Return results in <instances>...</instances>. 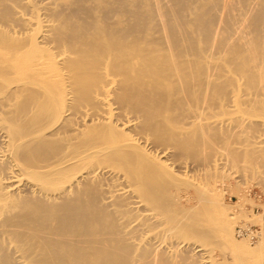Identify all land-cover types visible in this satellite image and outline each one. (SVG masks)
Returning <instances> with one entry per match:
<instances>
[{"label":"bare ground","instance_id":"obj_1","mask_svg":"<svg viewBox=\"0 0 264 264\" xmlns=\"http://www.w3.org/2000/svg\"><path fill=\"white\" fill-rule=\"evenodd\" d=\"M70 1L71 5H67H75V10L72 7L68 13H83V18L75 16L77 21L73 20V15L72 19L58 9L62 14H53L48 8L51 3H47L49 14L56 16L53 21L43 16L42 5L24 0L21 10L30 12L26 19L14 9L17 0H0V22L4 23L0 25V165L8 166L4 168L7 175L0 169V175H6V181L0 176V264H152L150 257L139 252L138 245L132 246L125 242L126 236L124 240L116 233H130L128 229L121 231L118 221L123 218L125 227V213L139 207L155 213L152 217L157 215L155 218L165 224L178 244L198 239L209 246L210 254L216 231L207 228V219L213 216L210 207L214 202L202 186H194L193 198L205 220L184 209L178 203L184 196L173 191L185 183L166 164L168 161L160 159L164 150L156 149L161 143L166 148L172 144L190 154L196 146L206 148L209 133L215 138L221 136L220 128L231 133L235 132L233 128L241 132L252 126L264 129V0L254 2L262 6H255V10L247 7L243 11L238 4L240 12H235L238 0H222L221 5L231 6L224 12L231 9L237 13L233 16V12L232 18L227 15L235 22L230 30L233 33L228 27L227 31L237 41H231L228 33V38H218V24L223 28L226 23L208 12L204 5L210 3L204 1L209 0H199L204 2L200 9L188 8V3L195 0H155L145 3L143 9L135 4L129 19L114 22L110 14L118 12L123 16L130 5L126 7L121 0L116 4L96 0L99 7H86L82 1L87 0ZM96 8L101 13L93 15L101 17L100 24L94 23L96 19L90 15L96 13ZM13 10L25 24L22 30H18L22 25L18 26V32L17 25L8 28L13 20L22 19L11 20ZM153 18L154 24L150 22ZM89 26L93 28V35L88 31L90 40L85 38ZM143 32L152 37L143 39ZM145 39L156 46L143 45ZM185 102L190 109L183 108ZM185 108L195 113H190V119L195 115L192 127L190 123L185 126L189 122L186 120L181 121L184 127L179 126L185 117L182 113L189 114ZM243 133L237 135L240 141L246 137ZM214 137L211 138L216 141ZM230 137L227 134L219 140L226 144ZM167 141L171 143L166 145ZM227 149L234 160L241 157L236 147ZM204 158L209 160L210 156ZM110 186L120 189H109ZM21 187L30 197L23 195ZM108 208L111 216L120 217L109 218L104 213ZM105 215L110 226L106 225ZM93 223L104 225L92 233L98 232L97 236L105 226L118 228L114 234L111 229L107 231L114 235L109 234L110 246L106 230L101 234L105 244L100 243V238L93 246L87 245L85 235L92 239L87 230L88 225L94 228ZM220 231L228 234L225 223ZM97 242L103 245L96 246ZM215 248L226 249L220 245ZM155 256L154 260L162 257Z\"/></svg>","mask_w":264,"mask_h":264},{"label":"rangeland","instance_id":"obj_2","mask_svg":"<svg viewBox=\"0 0 264 264\" xmlns=\"http://www.w3.org/2000/svg\"><path fill=\"white\" fill-rule=\"evenodd\" d=\"M34 1L37 2V4L39 6L42 5L40 7L45 8L42 11L45 13V15H43V16L45 17L46 15H48V16H46L47 19H50V17H51V20H53V21L55 20L56 16L52 15L53 16L52 17L51 14H49V12H51L53 14L61 13V12H57L56 9H58V11L62 10V12H64L63 15L70 16V17L73 15L72 17L74 19L72 17L71 18L73 20H76V21H77V19L83 18V16H85L83 13H74L73 10H75V8H74L75 5L74 6L73 5L72 6L67 5L69 3L71 5L70 0H56V1L55 0H38V1L34 0ZM51 1H53V2H51ZM110 1L113 2V4H116L115 1H117V3H118L120 0H110ZM136 1L139 4L136 3ZM139 1H142L143 3L139 2ZM192 1H194V0H192ZM195 1L196 2H194L193 4L188 3L189 4L188 8L189 9H193V8L200 9V8H202V6H203L202 4H204V2L210 3V4L205 3L206 5H204L205 7H207L208 12L211 15H214L217 18V21L218 20H219V22L225 21V23H226L225 26L223 25V28H221L222 27L221 23H220L221 25L218 24V26H220V27H217L219 29L218 35H217L218 38H222V37L224 38V37H227L229 35L230 37L233 38V40L230 39L231 41H234V40L237 41V39L235 37H233L234 35L231 34V33H233V31L232 32L230 31L232 29V25L235 23L234 21H230V20H232L231 18L237 14L235 12L242 11V10L239 11L240 8L245 9L243 11H246L247 7H248L247 9L252 8L250 10H253L255 8V6L258 5V3H254V2H263L262 0L261 1L260 0H258V1L257 0H252V1L249 0L250 2H248L247 5H245L248 0L245 3L241 2L239 0H238L239 2L237 1L238 2L237 3V2H235L236 0H233L235 3L232 1L230 3H234L236 5V10H238V11H236V10H235V12L233 11L235 13L234 14L233 12L230 11L231 10L230 9L229 12H231V13L228 14L229 12L226 13L227 12L226 9L231 8V6L228 5V7L226 8L224 5H221V2H222V4L224 3V1H222V0H220V2H219V0H211L212 2L210 0H209L210 2L209 1H204L202 3L200 2L201 3L200 7H197L200 4L199 0H195ZM216 1H218V3H216ZM54 2H57V3H54ZM62 2H64L65 4L63 3V5H62ZM83 2H85V3H83ZM96 2H98V3H96ZM120 2H122V3L124 2L126 7L128 5H130V6H128L129 9H128V11L126 9L127 13L126 12H124L125 14L122 13V14H124L123 16L121 14L120 15L116 14L118 12H115V13L112 12L110 14V18H111L110 20H112L111 22H114L115 20H121V21L127 20L131 17L129 15H131V10L133 9V6L135 4L139 5V8L142 7L140 9H143L144 8L143 6L146 5L145 3H151V2L155 3V0H121ZM189 2H191V0H189ZM10 3H12V2L10 1ZM47 3L48 4L53 3V5L55 4V7L52 6L51 4L48 5ZM82 3L84 5H86V7L89 5H90V7H92L94 5L96 6L97 4H99V1L87 0V1H82ZM93 3H96V4H93ZM251 3H253L254 7ZM7 4H9V2ZM16 4L17 5L10 4V6L11 5L17 6V7H14V9H16L17 12L18 11L22 12L21 9H23V8H21L20 5L23 6L24 0H17ZM91 4H93V5H91ZM238 4H239V6L241 5L240 8H238ZM262 4H264V2L261 3V5ZM46 5H48L49 7ZM65 5L69 6L70 9H68L67 6H65ZM250 5H251V7H250ZM261 5H258L255 9H259V8L261 9L262 8ZM50 6H52V7H50ZM47 7L52 9V10L55 9L56 11L55 12L52 10L49 11V9H47ZM232 7L235 8L234 5ZM2 8H3L2 3H0V11H2ZM61 8H63L64 11ZM71 8L73 9L72 12L68 13V10L71 11ZM94 8L95 7L91 8L90 10H92ZM211 8H213V10H211ZM223 8H225V9H223ZM65 10H67V12ZM16 11L13 10L14 13L12 12L11 17H13V16L14 17L13 18L10 17L11 20H13L15 17H17L16 19H20V18H22V16L26 19H28L27 17H30L29 16L30 12L28 9L26 11L23 10L24 12L21 13L22 16L18 15L19 13L18 14L15 13ZM27 11H28V13H26ZM97 11L100 12V8H96L95 12L97 13ZM211 11H213V12H211ZM224 11H226V12H224ZM223 12H224V14H223ZM262 12H264V8H262ZM23 13L25 15H23ZM90 13H91V11H90ZM96 13L93 12L90 15L96 19V16L100 15L99 13H97V14ZM216 13H218L217 16H216ZM232 13L234 14L233 16H231ZM0 14H1V12H0ZM93 14H95L96 16ZM227 15H229L231 18ZM250 15H248V17ZM75 16L77 17V19H75ZM242 17L244 18V16H242ZM125 18H127V19H125ZM7 20L10 21V19H7ZM96 20L100 21L102 19H101V17L99 19L97 17ZM96 20L94 21V23H96V24L101 23V21L97 22ZM8 21H5V22H8ZM19 21L21 22L20 24H19ZM19 21L17 22V20H15V21L13 20V24L9 25L8 28L15 27L13 25H17V27H15V29L17 30V28H19L18 26L19 25L21 26L22 23H23V25H25L24 22H22L23 18L20 19ZM150 22L152 24L156 23L154 18H153V20H150ZM0 23H1L0 25L4 24V23H2V21ZM8 23H5L6 25H3V26L4 27L7 26ZM15 23H18V24H15ZM23 25L18 30H22L21 28L23 27ZM92 26H89L91 28L87 29V31L85 32L87 35L85 34L86 37L84 36L85 38H87L89 40H90V38H88V35L91 33L93 35ZM224 27H226V28H224ZM227 27L229 28V30ZM11 29H14V28H11ZM223 29L226 30V32ZM18 30L16 32H18ZM227 30L230 31L231 33L228 32ZM88 31H91V32L89 33ZM20 32H22V31H20ZM226 33H228V35ZM92 35L90 37H92ZM148 35H150V34L146 33V32H143L141 34L143 39L148 38L149 37ZM151 37H152V34L150 35V37L148 39H150ZM236 37H237V34H236ZM148 39L147 40L145 39L146 41L143 40V43H144L143 45H145V46H156L155 43H153V44L147 43V41L150 42V40H148ZM100 40L101 39H99V41ZM207 51L211 52V50H207ZM113 105H116V104H113ZM184 106L187 109L189 108L188 106H186V102L183 105V108H184ZM187 109H186V113L187 114L189 113L188 115H186V114L184 115V113H182V112L181 113L183 115L180 114V116L181 115L185 116V117L187 116L186 118L184 117L185 119L183 118L182 120L179 121V126H181V127H184V124L181 121H184V122H185V120H186V122L189 121V122H187V124L185 123V126L189 127V126H191L192 121L194 120L195 115H193V117L191 115L192 121L190 119V113H193V111H190ZM81 110H84V108H81ZM193 114H195V113H193ZM188 123H190L189 126H188ZM168 127L171 128L173 126L169 125ZM218 129H219V127L216 130H218ZM175 130H181V129L176 128ZM232 130H234L235 132L231 133V132L227 131L225 128H220L218 131L222 132L223 134L221 136H219L218 138H215L213 135H210L212 133H209L208 131H206L207 133H209V135L211 137H214V139H216L217 142L214 141L213 138H211L209 135L205 134V135H207L206 140H208L206 144L208 147H211V148L209 149L207 146H206V148H203L204 145H201L199 147L196 146L195 152L192 151L190 153L191 155L188 154V151L187 152H185V150L182 151L183 149H180L181 147L176 146V148H174L172 146V144H170L171 146L168 145V147L166 148V146H164V145L161 146V144H165V143H161L160 146L157 147V149H156V150L159 149L160 151L164 150L165 154L163 156L161 154L162 157H160V155H159L160 159L168 161L166 164L169 165V167L185 183V184H182L181 186H179L177 191H173V194H176V195L178 194V195L184 196V199H183V197H181L178 200V203L179 204L181 203L180 205L184 206L183 207L184 209L192 210L196 214V217L198 219L203 220V221L205 220V216L203 215V213L200 209V205L197 204L198 201H196V198H193V197H195V194H194L195 190H193L194 186H200V187L202 186L201 189H203L208 194L207 196L214 202L211 204V207H210L211 212H213V214H212L213 216L211 219H209V220L207 219V221H208L207 228L209 227V228H212L216 231V234L212 239V245H214L213 246L214 250H212V252L210 254H209L208 249H207V248H209V246L207 247V246L202 245V242L198 239H193V240H189V242L185 241L183 243L178 244L179 240H177L175 237H173L172 235H170L167 232V230L165 229L166 228L165 224L163 222H160V220H157V218H155L157 215L155 217L153 216L154 217L153 218L152 215H155V213L152 214L151 213L152 211H150V210H147L146 211L147 213H146L145 212L146 209H144V211H142V207L132 209L133 213H132L131 209H128V210H130L128 212H131L132 216H134L133 218H135V219L133 220V218H132V220H130L132 216L131 215L128 216V214H131V213H125L127 215H124V219L126 220V218H127L126 221H130L127 223H126V221L124 222L125 227L123 226V222H122L123 218L122 217H121L122 219H120L118 221L120 223L119 229H121V231L123 229H125V230L128 229V232H130V233H124V234H123V232L118 233L115 231V230L118 231V228L114 230V229H111L110 227L105 226V228L102 227L104 229H102L101 232L99 230L100 236H101L100 237V236H97V235H99L98 232H97V235H94L92 233H96V231H98L97 226L101 227L103 224L100 225V223L99 224L93 223L94 228H92V225H91V227H90V225H88L89 228L87 231H88V233L90 232L89 235L92 237L93 241H92V239H90V237H88V235H85V238L87 240H89L87 245L93 246L94 244H92V243L96 240H99L100 238L102 241V242H100V240H99L100 243L105 242V241H103L105 239L102 238L104 235H101L104 233L102 231L106 230L105 232H107L108 229H111L109 231H111L113 234L115 231L119 237L121 236L120 238H123L124 240H126V237H127L128 239L125 242L132 243L131 244L132 246L134 244L136 248L140 247L141 251L139 249V252H143L144 255H147V257H150L149 258L150 261L147 260V258H144V259H146L145 261H147V263L149 261L152 264H155V263L159 264L160 262L163 261V260L159 261L162 258H164V261H166L169 259L170 256H172V257H170L172 259L168 260L169 262L168 261L165 262L166 264H168V263L169 264H173V263L174 264H262V261L264 258V247H263L262 237H261V230H262L261 228H262V219H263L262 217H263V213H264V154H262V151L264 150V145H262V143H264V129H261L260 127L252 126L249 129V131L244 130L241 132V130L236 129V128H233ZM242 133L246 137L244 140L240 141V139L237 135L238 134L240 135ZM227 134H229L231 137L229 138V140L226 144H223L222 141L219 140V138L225 137ZM254 137H256V139ZM209 140L214 141L216 143L210 141V143H211L210 144ZM168 143H171V142L167 141L166 145ZM214 144H216V145L214 146ZM225 146L227 148H228V146L236 147L239 150L241 157L234 160V158H235V157H233L234 155L232 154V152H230V150L225 148ZM261 149H263V150H261ZM197 150H198V152H197ZM201 150L202 151L206 150V151H204L203 153H200L199 151H201ZM209 150H211V151H209ZM212 150L216 151L217 154H216V152H214ZM208 152H210V153H208ZM213 152H214L213 155H215V156H212ZM204 153H206V155L207 154H209V155L203 156ZM194 154H198V155L195 156ZM209 156H210L209 160H206V158H204V157L209 158ZM226 159H228V160H226ZM170 163H172V164H170ZM210 163H212V164L214 163V165H212ZM208 164L212 165L213 167L208 165ZM205 165H207V166L205 167ZM5 167H8V166L5 165V166L1 167V165H0V169H4ZM207 167H209V168H207ZM220 168H222V169H220ZM6 169H8V168H6ZM3 171L5 172L8 170L4 169ZM226 172H227V174H226ZM5 173L7 175V172H5ZM218 174H220V175H218ZM6 175L3 177H2V175H0L4 181H6V179H5ZM189 179H192V180H189ZM112 187L110 186L109 189L110 188L113 189L115 186L113 188ZM117 187L114 188V189H116V191H118V189H120V187L119 188H117ZM21 188H24V187H21ZM25 190L27 191V189L26 188L23 189V192H22L23 195L25 194L24 195L25 197H30V193L27 192V194H26ZM21 191L22 190L20 189L19 194L23 197ZM110 191H112V193H114L113 192L114 190H110ZM87 193H89V192H87ZM100 196L103 198L102 195H100ZM185 197H187V198H185ZM98 201L100 202L99 197H98ZM108 209H109V211H108L109 213H106ZM108 209L104 213L108 214L109 218L112 217V218H115L117 220L118 217H120L119 215L117 217L111 216V212H110L111 208H108ZM138 209H140V211ZM134 211H137V212H134ZM106 216L107 215L104 216V219L106 220L105 221L106 225L110 226V225H108V223L110 224L111 221H109L108 220L109 218ZM128 217H129V219H128ZM102 219H103V217L100 219L99 222H101V223L104 222V220H102ZM158 219H161V217L159 216ZM210 220L212 222H210ZM203 221H201V222L204 223ZM218 222H221V223L218 225ZM222 222L226 224V229L228 230V234H226V235L222 234L220 231V228L223 224ZM129 223H130V225H129ZM88 224H92V223H88ZM204 224H206V223H204ZM39 227H42V226H39ZM99 229H101V228H99ZM44 230H46V228H44ZM89 230H91V231H89ZM93 230L95 232H93ZM124 232H127V231H124ZM109 234H111V233L109 232ZM109 234L107 232V233H105V236H106L107 240L110 241L112 238L110 237ZM113 234H111V235H113ZM94 236H96V237H94ZM112 237H114V235ZM94 238H97V239H94ZM107 240H106V242L110 246L111 241L108 242ZM171 240H173V241H171ZM191 242H192V244L189 245V243H191ZM100 243L97 242L95 244H96V246H100V245L105 244V243H103V244H100ZM168 244H171L172 246L171 245L169 246ZM137 245H138V247H137ZM175 245H176V247L178 245V247L181 250H178L179 248L173 247ZM217 245L223 246L226 249H224L223 251L220 249H217V248H215V246H217ZM236 245H238V247H236ZM163 246H165V247H163ZM146 247H147V249H152V250H150V251L146 250ZM156 247L157 248L159 247L158 248L159 250ZM167 247H169L170 249H175V250H170ZM171 247H173V248H171ZM199 247L202 249L201 251H197V248L199 250ZM160 248L162 249L161 252H160V250H161ZM237 248H239V249H237ZM155 249H157V250H155ZM165 249H168L167 251L169 253H167V251H165ZM179 252H182L181 258L182 259L185 258L184 260H179V259H181L179 256L180 254H178ZM153 253H154V255H153ZM156 254L157 255L160 254L162 256L161 258L160 257L155 258L159 262H156L157 260H154V258H153V256L156 257L155 256ZM162 254H165V255H162ZM167 254L169 255V257ZM210 255H212V256H210ZM144 257H146V256H144ZM166 257H167V259H165ZM175 257H177V258L179 257V259L177 260V258H175ZM151 258H153V259H151ZM242 258L244 260H242ZM164 261H163V264H164Z\"/></svg>","mask_w":264,"mask_h":264},{"label":"crops","instance_id":"obj_3","mask_svg":"<svg viewBox=\"0 0 264 264\" xmlns=\"http://www.w3.org/2000/svg\"><path fill=\"white\" fill-rule=\"evenodd\" d=\"M262 218L263 219H262L261 237H262V243H263V247H264V213H263ZM262 264H264V258H263Z\"/></svg>","mask_w":264,"mask_h":264}]
</instances>
